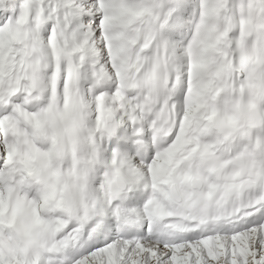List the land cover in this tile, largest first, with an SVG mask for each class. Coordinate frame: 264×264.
Segmentation results:
<instances>
[{
	"label": "snow or ice",
	"instance_id": "6c2138e0",
	"mask_svg": "<svg viewBox=\"0 0 264 264\" xmlns=\"http://www.w3.org/2000/svg\"><path fill=\"white\" fill-rule=\"evenodd\" d=\"M0 264H264V0H0Z\"/></svg>",
	"mask_w": 264,
	"mask_h": 264
}]
</instances>
